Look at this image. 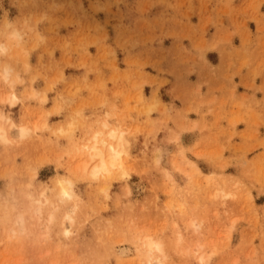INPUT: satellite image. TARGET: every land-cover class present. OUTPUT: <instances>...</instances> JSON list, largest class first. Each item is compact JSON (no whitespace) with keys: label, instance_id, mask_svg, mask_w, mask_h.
I'll return each mask as SVG.
<instances>
[{"label":"rangeland","instance_id":"374dc122","mask_svg":"<svg viewBox=\"0 0 264 264\" xmlns=\"http://www.w3.org/2000/svg\"><path fill=\"white\" fill-rule=\"evenodd\" d=\"M3 46L0 264H264V0H0Z\"/></svg>","mask_w":264,"mask_h":264},{"label":"bare ground","instance_id":"6f19581e","mask_svg":"<svg viewBox=\"0 0 264 264\" xmlns=\"http://www.w3.org/2000/svg\"><path fill=\"white\" fill-rule=\"evenodd\" d=\"M0 50L2 52H5L7 50V46L0 47ZM3 78L8 79L10 76V69L8 67H5L3 70ZM34 91L30 92V95L32 96ZM11 95V94H10ZM9 97V96H8ZM45 96H43L42 100ZM4 99V97H3ZM6 100V97H5ZM17 100V97L13 94L10 96L9 99L6 101L13 105V103ZM5 101V102H6ZM4 102V101H1ZM17 102V101H16ZM65 103L67 105H72L73 100L66 98ZM58 109V108H57ZM5 120L9 121L7 117H5L3 114H0V121ZM104 127H106L105 124H103ZM10 126L12 128L16 127L17 131L16 133L19 136H24L26 128L24 126L17 127L13 122L10 121ZM3 124L0 123V138L2 141L6 140V132L5 127L3 128ZM123 132L121 131L120 127L115 126L114 128H110L107 132H104L103 130H98L93 136H92V143L86 147L87 154L89 156V160L87 163H83L82 170L86 171V169L89 167V175L93 179H97L100 176H108L113 169H121L122 167V154L125 153V143L123 140ZM103 135L107 136L106 139L102 138ZM123 170V169H122ZM124 172L122 171V174ZM124 175V174H123ZM126 175V174H125ZM68 181H67V187H68ZM71 186V183H70ZM69 186V187H70ZM68 187V188H69ZM71 188V187H70ZM69 188V189H70ZM62 194L69 195L68 191L65 188H62ZM68 221H71V218L69 216L66 217ZM68 227V226H66ZM66 229V228H65ZM65 233V232H64ZM143 248L140 246L137 248L138 253L145 252L148 262H151L153 252L161 253L162 245L160 242L154 241L151 238H146L143 242ZM141 248V251H140ZM129 250L126 247H122L119 249L120 255H126L128 254Z\"/></svg>","mask_w":264,"mask_h":264},{"label":"crops","instance_id":"0c3cea01","mask_svg":"<svg viewBox=\"0 0 264 264\" xmlns=\"http://www.w3.org/2000/svg\"><path fill=\"white\" fill-rule=\"evenodd\" d=\"M215 88L213 87V86H211V87H209V88H206V89H202L203 90V92H204V95H205V97H207L206 99H210V100H213L214 102L216 101V100H218V96H211V94H215V90L216 89H218V88H216L215 90H214ZM208 118V117H207ZM212 118V117H211ZM210 118V119H211ZM209 119V118H208Z\"/></svg>","mask_w":264,"mask_h":264}]
</instances>
